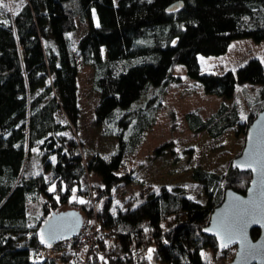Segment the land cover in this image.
I'll return each mask as SVG.
<instances>
[{"label": "trees", "instance_id": "16d2710c", "mask_svg": "<svg viewBox=\"0 0 264 264\" xmlns=\"http://www.w3.org/2000/svg\"><path fill=\"white\" fill-rule=\"evenodd\" d=\"M177 1L183 9L168 13ZM78 19L87 21L88 29L75 50L70 32ZM244 38L264 41V0H27L15 15L0 20V264H55L34 261V249L43 245L40 225L63 205L81 206L86 217L96 214L100 229L116 235L114 242L100 241L106 255L95 254L89 264H214L205 253L220 252L216 238L205 234L211 214L228 189L246 192L251 172L232 166L225 174L193 169V179L205 185L206 204L180 186L144 185L126 207L110 196L120 184L139 181L128 161L144 144L168 86L179 79L177 65L207 93L232 98L241 88L249 128L264 110L260 59L222 74L202 73L199 61V55L227 53L233 40ZM77 51L95 68L96 123L117 140L108 158L93 153L85 161L75 137L65 133L80 119ZM247 84L258 87L249 93ZM187 119L191 132L217 138L240 115L235 104L223 103L209 118L191 112ZM31 157L39 172L27 177ZM87 173L97 175L103 188L83 186ZM31 201L42 202L33 224ZM259 234L253 231V237ZM143 244L152 248V257L136 260ZM62 259L75 264L72 256Z\"/></svg>", "mask_w": 264, "mask_h": 264}, {"label": "rangeland", "instance_id": "374dc122", "mask_svg": "<svg viewBox=\"0 0 264 264\" xmlns=\"http://www.w3.org/2000/svg\"><path fill=\"white\" fill-rule=\"evenodd\" d=\"M26 1L0 0V20L15 15ZM87 29V21L78 19L77 29L70 32L75 50ZM103 54L107 58L105 49ZM76 55L79 66L80 119L78 127L71 128L65 133L75 137L85 161H88L93 153L108 158L114 152L117 140L114 136H105L103 126L97 124L95 120V110L100 99L99 93L94 89L95 68L84 64L78 51ZM252 58L260 59L264 65V41L257 42L251 38L236 39L232 41L228 52L223 55H199L202 73L215 74H222L228 70L237 71ZM174 73L179 79L168 86L163 104L155 112L144 144L128 161L127 166L131 169L132 176L139 181L122 183L114 188L110 196L114 203L125 207L132 204L142 187L149 185L155 188L166 186L169 189L180 186L185 188L186 196L206 204L209 197L205 185L193 179V169L199 167L205 171L225 174L230 169L232 161L245 147L250 111L241 88L234 97L227 98L207 93L199 81L188 76L184 65H177ZM257 87L246 85L249 93ZM223 103L228 106L235 104L238 108L240 121L236 125L228 128L217 138L211 137L207 132L195 134L190 131L187 119L189 113L197 112L204 118H209L219 111ZM58 118L63 122L67 121L62 112L58 114ZM167 144L170 145L163 147ZM162 147L160 153L157 152ZM38 172L37 160L34 157L29 158L24 174L30 177ZM82 184L92 189L104 186L101 179L92 173L85 175ZM79 200L85 199L80 197ZM41 204L42 202L34 201L29 203L28 213L31 224L35 222V218L41 216ZM80 207L63 205L58 211L76 209L81 211L84 219H89ZM230 249L233 250L235 257L236 247ZM229 250L224 255L222 252L216 254L212 249H207L205 253L212 258L214 264H231L234 257L232 259ZM145 255L152 257L151 247L146 249Z\"/></svg>", "mask_w": 264, "mask_h": 264}, {"label": "water", "instance_id": "95a60500", "mask_svg": "<svg viewBox=\"0 0 264 264\" xmlns=\"http://www.w3.org/2000/svg\"><path fill=\"white\" fill-rule=\"evenodd\" d=\"M183 7V1H177L167 12L175 13ZM231 166L241 172H251V183L245 193L234 189L225 192L223 201L211 214L205 234L216 238L220 252L236 247L231 264H264V110L249 126L245 147ZM83 224L81 211H57L40 225L39 236L44 245L52 246L78 236ZM256 229L260 234L255 238Z\"/></svg>", "mask_w": 264, "mask_h": 264}, {"label": "built area", "instance_id": "2783aa9c", "mask_svg": "<svg viewBox=\"0 0 264 264\" xmlns=\"http://www.w3.org/2000/svg\"><path fill=\"white\" fill-rule=\"evenodd\" d=\"M102 240L113 242L116 240V235L100 229L99 218L94 214L89 219H84L78 236L52 246L40 245L34 249L33 258L36 262L49 260L54 261L55 264H62L63 257L72 256L75 264H89L90 260L94 259L95 254L98 256L106 255V252L100 248V241ZM147 248V244L138 247L134 253L135 259H143Z\"/></svg>", "mask_w": 264, "mask_h": 264}, {"label": "snow or ice", "instance_id": "6c2138e0", "mask_svg": "<svg viewBox=\"0 0 264 264\" xmlns=\"http://www.w3.org/2000/svg\"><path fill=\"white\" fill-rule=\"evenodd\" d=\"M53 159H55V157H53ZM81 203H83V201H81ZM206 231H207V229H206ZM229 239L231 240V239H232V237H231V236H229Z\"/></svg>", "mask_w": 264, "mask_h": 264}]
</instances>
